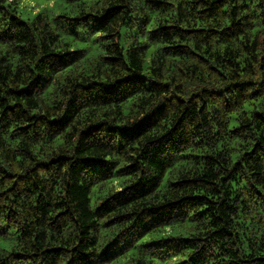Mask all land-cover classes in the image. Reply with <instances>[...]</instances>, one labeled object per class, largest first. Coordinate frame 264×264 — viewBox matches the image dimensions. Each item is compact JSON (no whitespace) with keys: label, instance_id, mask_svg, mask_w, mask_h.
Wrapping results in <instances>:
<instances>
[{"label":"trees","instance_id":"1","mask_svg":"<svg viewBox=\"0 0 264 264\" xmlns=\"http://www.w3.org/2000/svg\"><path fill=\"white\" fill-rule=\"evenodd\" d=\"M23 1L0 264H264V0Z\"/></svg>","mask_w":264,"mask_h":264},{"label":"rangeland","instance_id":"2","mask_svg":"<svg viewBox=\"0 0 264 264\" xmlns=\"http://www.w3.org/2000/svg\"><path fill=\"white\" fill-rule=\"evenodd\" d=\"M35 1L34 0H24L21 4V6H24V11L25 12H31L32 10V5ZM34 10H37V7L34 8Z\"/></svg>","mask_w":264,"mask_h":264}]
</instances>
